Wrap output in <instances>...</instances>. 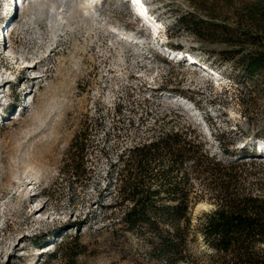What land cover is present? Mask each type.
I'll use <instances>...</instances> for the list:
<instances>
[{"label":"rangeland","instance_id":"obj_1","mask_svg":"<svg viewBox=\"0 0 264 264\" xmlns=\"http://www.w3.org/2000/svg\"><path fill=\"white\" fill-rule=\"evenodd\" d=\"M146 1L166 22L178 21L181 30L185 28L179 23L182 18L201 23L205 28L202 37L184 29L187 33L170 37L166 42L170 46L177 42L188 44L226 79L223 83L221 77L218 81L188 74L172 77L168 70L163 87L179 89L197 102L200 110V115L189 119L183 116L169 129L183 124L199 154L208 159L230 165L237 160L236 189L240 193L263 195L264 151L257 150L256 141L264 140V74L250 78L239 66L242 56L264 51V44H249L238 34L249 33L253 25L247 17V6L264 2ZM109 5V9H98V19L131 30L133 12L120 11L114 3ZM93 12L86 14L89 20L85 23L72 21L66 33L71 36L69 43L62 46L60 37L53 39L43 22L38 24L41 33L38 35L30 20L32 13L24 10L18 21H11L15 32L9 44L17 52L16 58L0 48V93L7 94V97L0 94L3 96L0 104L3 109L9 106L0 113L4 120L0 125V264H160L151 255L152 246L128 232V225L123 222L133 202L126 169L131 154L125 153L121 142L127 143L132 138L122 135L118 146L108 151L103 142L90 135L93 92L101 87L98 75L104 72L102 68L112 67L106 58L95 56L101 50L107 51L111 41L101 27L92 23ZM144 25L150 29L145 22ZM80 34H84L83 40ZM55 46L63 48L51 63L47 56ZM228 52L237 54L229 59L225 55ZM91 68L93 71L89 73ZM42 75L41 80L34 79ZM27 88L31 93L28 94ZM26 95L30 105L23 108ZM121 97L117 104V113L123 116L119 127L132 130L130 134H139L138 116L148 114V110L152 113L159 110L134 103L130 121L125 114L127 98ZM153 131L152 139L158 140L174 133L166 127ZM187 173L194 180L188 191L196 196V203H192L190 213L188 261L179 264H215L213 251L200 231L204 217L216 209L211 199L213 191L202 181L206 176H198L191 170ZM144 177L155 191V177ZM67 236L76 245L61 247ZM36 242L41 244L37 246Z\"/></svg>","mask_w":264,"mask_h":264},{"label":"trees","instance_id":"obj_2","mask_svg":"<svg viewBox=\"0 0 264 264\" xmlns=\"http://www.w3.org/2000/svg\"><path fill=\"white\" fill-rule=\"evenodd\" d=\"M247 7V17L253 25L249 33L238 35L249 44H264V3ZM179 23L184 29L203 36L204 26L192 18H182ZM258 52L240 59L239 67L250 78L257 73L264 74V51ZM236 54L225 55L234 59ZM197 148L186 134L173 133L152 142L149 147L134 150L126 167L133 202V208L123 218L128 225L126 230L149 243L151 255H155L160 264L188 261L190 213L192 203H196V196L188 191L194 182L187 173L191 170L198 176H206L202 181L213 191L211 199L216 209L204 217L205 224L200 231L213 251L215 264H264V194L240 193L235 183L237 160L233 165L221 163L200 155ZM133 173L135 176H131ZM151 175L155 177V191L144 177L150 179ZM65 240L61 247L76 245L71 237ZM40 244L36 242L37 246Z\"/></svg>","mask_w":264,"mask_h":264},{"label":"built area","instance_id":"obj_3","mask_svg":"<svg viewBox=\"0 0 264 264\" xmlns=\"http://www.w3.org/2000/svg\"><path fill=\"white\" fill-rule=\"evenodd\" d=\"M39 1L40 0H0V16H3L2 19L4 24H8L9 26V28H5L0 33V45L9 44L14 35L15 29L11 25L13 23L9 25V22L18 21V16L23 13V8L28 5L29 2L34 4L39 3ZM123 1L125 8L129 11L131 10L134 14L132 21L130 22L132 28L130 30L127 26H113V28L116 27L122 31L121 34L115 35L109 28L101 27L102 31H107L103 33L109 35L108 40L111 41V44L108 45L107 51L101 50L102 52L95 56L106 58L107 63L112 64V67L106 69L102 68L104 72L101 76L100 74L98 75V80H101L102 88L99 87L93 92L94 98L90 106L91 119L89 120V123L91 125L89 131L93 133L90 134L91 136L96 137L99 141L103 142L108 151H111L115 145L118 146L119 138H121L122 135L126 137L128 134L127 139L130 137L132 139L127 143L121 142V145L124 148L123 150L125 153H129L130 155L134 150L149 147L152 142L159 139L158 137L152 139L154 128L160 129L161 127H166L168 132L186 134L188 133V130L183 128V124H180L179 126L175 125L173 130H170L169 127L176 124V121H179L183 116L189 119V117L194 118L195 116L200 115L197 102L187 97L179 89H165V87H163L164 79L168 70H170L169 73L172 77L188 74L189 77L196 76L197 79H205L206 81H208V79L215 80V74L221 78L222 76L216 71L217 68L215 65L212 66L208 60H202V58L193 52L188 44L177 42L170 46L169 43L166 42L170 37H176L177 35L181 36L187 33L184 29L181 30L177 27L178 21H173L172 23H169L168 21L166 22L162 15H158L150 8L149 2L141 0V5L143 6L144 1V6L148 9L149 14L154 21L160 24L161 27L165 28L164 33L156 34L150 29L149 32L148 27H145L144 21L141 19V10H136L137 8L134 0ZM8 5L9 10L6 8ZM104 24L110 26L107 23ZM80 31L81 29L78 30L79 33ZM125 36L130 39L127 40ZM70 37L71 36L69 35L62 36L61 45L68 44ZM62 48L63 47L60 49V47L55 46V48L50 51L47 58L51 63L55 61ZM125 48V58L123 59L118 56V53ZM177 51H180L188 58L193 56L197 61L195 64L196 66L191 67L189 65V60L186 57L177 60L174 59L172 55L176 56ZM204 66H207L208 69H203L202 67ZM98 68L99 67H97V69ZM92 71L93 68L90 69L89 73ZM43 77V75L41 77L34 76V79L41 80ZM27 89L28 94L31 93V89ZM188 90L193 91L194 88ZM3 93L4 91H1L0 94L3 95ZM123 95L127 98L128 109L125 114L130 116L128 118L130 121H132L130 114L134 108V103H140L143 106L149 107L154 106L159 110V112L155 113L148 110V114L138 116L137 129L139 134L138 132L130 134L129 132L132 130L121 129L119 127L123 116L117 113V104L120 102L119 100L123 98H120V96ZM5 97H7V94ZM128 98L130 100H128ZM7 99L8 98H6V100ZM24 99L26 101L24 100L22 103L23 108L30 105L28 95H26ZM181 104H184L185 106ZM186 106H188L190 110H187ZM184 123L188 122L185 121ZM146 134H149L148 138ZM188 139L191 140V135L188 136ZM214 143H216V141Z\"/></svg>","mask_w":264,"mask_h":264},{"label":"bare ground","instance_id":"obj_4","mask_svg":"<svg viewBox=\"0 0 264 264\" xmlns=\"http://www.w3.org/2000/svg\"><path fill=\"white\" fill-rule=\"evenodd\" d=\"M103 2V3H102ZM100 5V8H98V4ZM114 3V5H119L118 10L120 11H124V12H128V10L125 8V4L123 0H40L39 3L37 4H31L29 2L28 5H26L23 9L24 10H28L32 13V15L30 16V20L32 21V23H34V27L38 32V35H40V28H38V24L39 22H43L46 26L48 27L51 31H50V35L53 37V39L60 37L59 40H61L62 36H67L66 33H68L69 29H70V25L73 24L72 21L74 19L78 20L80 23L83 22L85 23V21L89 20V18L86 16V14L93 12V19L92 23L95 26H99V27H103V28H109L110 30H112L111 32L113 34H121L122 31L118 28H113V26H108L105 25L104 22H102L101 18L98 19L99 15L98 13L100 11H98V9L100 10H105V9H109V4ZM118 3V4H117ZM134 3L136 5V10H141L142 14L140 13L141 19L145 22V24L149 25V27H151L153 29V31L158 34L160 32L161 26L160 24L156 23L154 21V19L152 18V16L149 14L148 9L144 6V1H143V6L141 5V0H134ZM61 7H64L61 9ZM95 7V8H93ZM7 9L9 8V5L6 7ZM58 9V13L56 14L55 10ZM62 10V14H60L59 10ZM9 10V9H8ZM139 10V11H140ZM7 11V10H6ZM23 11V10H22ZM24 12V11H23ZM84 12V13H83ZM23 13H21L22 15ZM20 15V16H21ZM8 16V15H7ZM2 15L0 16V22H3L2 19ZM77 22V21H76ZM82 23V24H83ZM11 24V22H9V25ZM81 24V25H82ZM90 24V22H89ZM13 26V24H11ZM80 25V26H81ZM51 26V27H50ZM6 28H9V26H7ZM91 30V29H90ZM92 31V30H91ZM94 31V30H93ZM102 32H107L105 30H103ZM79 33V32H78ZM84 34H80V38L83 40ZM158 36V35H157ZM125 38H127V40H129L130 38L125 36ZM124 40V39H123ZM6 51L8 52V54L11 56H13V59L16 58V51L14 50L12 44H6ZM126 52V48L122 51H120L118 53V56L120 58H125L124 54ZM176 56H173L174 59H182L184 57H186V55L182 54L180 51H177ZM189 60V65L192 66H196L195 64L197 63V61L194 59V57H186ZM122 59V60H123ZM121 60V61H122ZM207 68V66L202 67ZM208 69V68H207ZM14 76V75H13ZM215 77L218 80H221L220 77L218 75L215 74ZM0 100H3V96L0 95ZM184 105V104H181ZM185 106V105H184ZM186 108L188 110L189 107L186 106Z\"/></svg>","mask_w":264,"mask_h":264}]
</instances>
